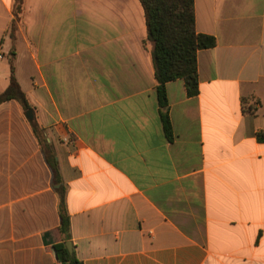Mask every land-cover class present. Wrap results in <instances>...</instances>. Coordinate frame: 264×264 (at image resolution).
Listing matches in <instances>:
<instances>
[{
	"label": "crops",
	"instance_id": "obj_1",
	"mask_svg": "<svg viewBox=\"0 0 264 264\" xmlns=\"http://www.w3.org/2000/svg\"><path fill=\"white\" fill-rule=\"evenodd\" d=\"M0 0V94L15 76L56 153L53 174L16 101L0 105V264H264V0H194L199 94L166 85L139 0ZM14 55V56H13ZM70 218L59 233V194Z\"/></svg>",
	"mask_w": 264,
	"mask_h": 264
},
{
	"label": "trees",
	"instance_id": "obj_2",
	"mask_svg": "<svg viewBox=\"0 0 264 264\" xmlns=\"http://www.w3.org/2000/svg\"><path fill=\"white\" fill-rule=\"evenodd\" d=\"M143 6L147 26L148 41L154 44L153 64L156 80V95L160 107L163 131L169 142L173 141V127L169 117V104L166 85L176 80H183L187 96L196 97L199 94V78L197 54L201 50L216 46L213 37L198 34L196 31L194 0H139ZM24 0H14L13 23L11 38L14 40L17 24L23 13ZM14 56V55H13ZM11 77L8 88L0 94V105L16 101L25 113L32 111V105L23 92L15 76L14 64L10 59ZM31 126L45 157L46 163L53 174V183L62 185V178L56 153L44 136V130L34 121ZM59 194V233L67 241L70 231V218L65 202L63 188ZM57 264H83L76 255L70 254L64 243L55 247Z\"/></svg>",
	"mask_w": 264,
	"mask_h": 264
},
{
	"label": "water",
	"instance_id": "obj_3",
	"mask_svg": "<svg viewBox=\"0 0 264 264\" xmlns=\"http://www.w3.org/2000/svg\"><path fill=\"white\" fill-rule=\"evenodd\" d=\"M26 117H27V119L29 121H32L33 120V111L27 112ZM65 245L68 248L69 253L70 254H73V246H72V243L71 242H66Z\"/></svg>",
	"mask_w": 264,
	"mask_h": 264
},
{
	"label": "built area",
	"instance_id": "obj_4",
	"mask_svg": "<svg viewBox=\"0 0 264 264\" xmlns=\"http://www.w3.org/2000/svg\"><path fill=\"white\" fill-rule=\"evenodd\" d=\"M1 59H2V57H1V55H0V61H1Z\"/></svg>",
	"mask_w": 264,
	"mask_h": 264
}]
</instances>
